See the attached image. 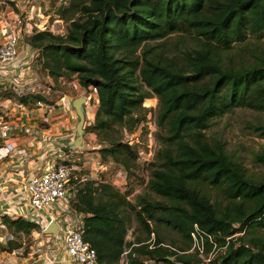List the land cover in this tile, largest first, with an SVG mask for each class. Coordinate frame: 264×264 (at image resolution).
Segmentation results:
<instances>
[{"label":"trees","instance_id":"1","mask_svg":"<svg viewBox=\"0 0 264 264\" xmlns=\"http://www.w3.org/2000/svg\"><path fill=\"white\" fill-rule=\"evenodd\" d=\"M57 13L69 22L66 36L39 33L28 44L40 50L51 78L76 75L81 87L97 89L94 124L85 132L98 138L103 161L125 171L136 167V148L113 127L131 132L145 118L143 101L158 100L159 148L146 187L161 200L139 198L131 205L103 182L76 188L74 209L85 215L83 240L97 264H119L126 248L127 264H203L186 253L194 225L222 249L209 264H264V182L250 180L223 143L206 135L235 109L264 112V54L246 47L264 36V0H68ZM235 46L238 64L230 54ZM255 132L264 138V127ZM256 159L264 166L263 157ZM212 191L222 200L212 202ZM126 206L135 211L145 240L126 244ZM4 222L16 233L34 229L20 219ZM151 222L175 231L180 250L158 235L148 242ZM18 246L11 242L0 250Z\"/></svg>","mask_w":264,"mask_h":264},{"label":"built area","instance_id":"2","mask_svg":"<svg viewBox=\"0 0 264 264\" xmlns=\"http://www.w3.org/2000/svg\"><path fill=\"white\" fill-rule=\"evenodd\" d=\"M44 2L0 0V169L8 166L9 173H13L11 177H0V247L11 242L19 245L12 251L0 250V264H97L95 251L83 240L85 215L74 209L77 190L73 182H82L74 172L78 169L76 158L82 152L79 147L70 149L75 130L66 129L63 118L71 116L69 109L74 112L73 99L84 97V128L91 127L93 116L88 117L87 106L92 112L97 110L98 92L93 86L81 87L78 81L71 85L76 92L71 98L59 91L41 92L35 87L40 80L32 77L30 65L40 57V50L28 43L20 46L21 40L28 41L39 33L64 37L68 27L57 12L44 7ZM146 119L123 143L136 148L138 159L149 162L156 152L152 140L157 128L151 113ZM145 126L146 139L141 141L139 129ZM21 136L26 139L19 143ZM23 173L28 176L23 177ZM4 218L20 219L34 229L29 235L16 233ZM52 222L57 226L56 234H44ZM193 228L192 246L186 253L195 254L203 264H209L222 249L216 247L211 236L205 235L212 245L206 253L205 236L196 225ZM240 235L227 237L226 243ZM128 252L125 249L119 264H127Z\"/></svg>","mask_w":264,"mask_h":264},{"label":"rangeland","instance_id":"3","mask_svg":"<svg viewBox=\"0 0 264 264\" xmlns=\"http://www.w3.org/2000/svg\"><path fill=\"white\" fill-rule=\"evenodd\" d=\"M44 1L43 5L48 8L49 12H57L61 5L67 6L68 3V0H55L52 4H49L48 0ZM67 23L69 25V22ZM65 36L66 34L64 37ZM26 43H28L27 39H23L20 42V46H23ZM246 47L252 53L253 51L258 50L264 54V36L248 40ZM237 53H239V49L235 46L230 51L234 64H238L236 59ZM39 56L40 57L36 58L35 62H32L30 65L32 77L37 76L40 80L39 83L35 85V87L37 86V90L41 92L49 90L59 91L68 98L74 97L76 92L72 90L73 88L71 85L73 83H77L76 75H70L65 78L63 77V81H60L61 78H51L47 71L42 67L43 59L41 54ZM34 90L36 91V88H34ZM70 92H72V94ZM51 98H53V100L56 99L53 94ZM146 100L143 101L142 104V107L146 109V111L141 113V115H145L143 124L147 122L146 118L148 113H151L152 118L155 119L158 109V100L156 97L151 96V98ZM87 109V113H89L88 117H92L93 112L88 106ZM69 112L72 117L71 128L72 130H75L78 119L74 112L72 113L71 109H69ZM95 113L93 118H91V121L93 120V122ZM143 124L141 121L137 127L140 125L143 126ZM260 125L264 127V112H254L249 109L240 108L235 109L233 112L226 114L219 119H216L213 124H211L210 128L206 130L208 139L211 142L220 140L224 145L226 153L231 158L241 163L247 171V177L257 183L264 182V166L262 163H258L256 161L257 157L264 158V138L260 137L258 133L255 132V127ZM113 129L115 132L120 131V138L122 142H124L126 137L130 134V132L125 131L124 129H119L118 127H113ZM139 130L140 140L144 141L147 133L146 126L144 128L141 127ZM157 130L158 128L154 131L152 140V143L155 144L156 151L159 148L156 140ZM94 136H90V133H86L84 135L83 144L80 146L83 150H80V147L77 148L82 152V154L78 155L76 158L78 169L74 173L77 179L82 182H73V184H75L73 185L75 190L83 183L93 182L97 184L99 182H103L111 185L114 190L118 191L120 194L126 195L127 202L131 205H135L139 198H145L149 201L161 200L160 197L150 193L146 187L147 181L150 177L151 163L153 160L144 162L143 160L137 158L136 167L130 171H125L120 166L114 164L110 159L107 161H103L101 159L98 151L102 148V146L99 145L97 137H95L96 142L93 141ZM210 195L212 202L222 200V197L215 194L213 191L210 192ZM134 214L135 211L128 206L124 207L121 211V216L126 220L127 226V234L125 236L126 244L134 243L138 238H145V233H143L140 229L137 221L135 220ZM150 228L154 231V235H151V240L148 242H152L156 235H158L165 245L173 247L176 250H180L183 246V243L177 233L169 227L164 225L155 226L151 222Z\"/></svg>","mask_w":264,"mask_h":264},{"label":"water","instance_id":"4","mask_svg":"<svg viewBox=\"0 0 264 264\" xmlns=\"http://www.w3.org/2000/svg\"><path fill=\"white\" fill-rule=\"evenodd\" d=\"M86 101L84 97H77L73 99L72 101V108L75 113V116L78 119L75 132H76V137L70 146V149H75L80 147L83 144L84 140V135L86 134L84 124H85V119H86V111H85V106ZM57 232V226L54 222L50 223L49 226L43 231L44 234H52L55 235Z\"/></svg>","mask_w":264,"mask_h":264},{"label":"crops","instance_id":"5","mask_svg":"<svg viewBox=\"0 0 264 264\" xmlns=\"http://www.w3.org/2000/svg\"><path fill=\"white\" fill-rule=\"evenodd\" d=\"M71 94H72V92H70ZM77 97V96H76ZM75 99V98H74ZM147 101V100H146ZM96 112V109L95 110H93V116H94V113ZM64 119V123H65V128L66 129H72L71 128V123H72V117L71 116H69L67 119H65V118H63ZM90 136H94V134H90ZM95 137L96 136H94V138H93V141L94 142H96V140H95ZM26 138L25 137H20V139H19V143H22V142H24V140H25ZM80 150H83L82 149V147H80ZM0 167H2V166H0ZM11 171V169H10V167H8V166H4L3 168H1L0 169V177H3L4 175L5 176H7V177H11L12 175H13V173H9ZM22 176L23 177H26V176H28V173H23L22 174Z\"/></svg>","mask_w":264,"mask_h":264}]
</instances>
